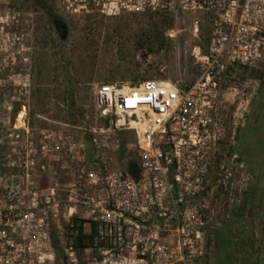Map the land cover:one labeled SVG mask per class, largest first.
<instances>
[{
	"label": "rangeland",
	"instance_id": "rangeland-1",
	"mask_svg": "<svg viewBox=\"0 0 264 264\" xmlns=\"http://www.w3.org/2000/svg\"><path fill=\"white\" fill-rule=\"evenodd\" d=\"M45 1L59 17L62 35L34 0H0V206L11 200L34 211L40 256L46 264H69L65 249L73 245L75 227L89 230L84 220L67 223L76 199L92 192L97 174L123 172L129 161L138 162L134 131L115 128L118 116L102 115L96 87L158 78L192 83L200 73L196 54L207 53L211 17L142 10L146 0ZM154 25L159 41L148 39ZM262 63L264 55L248 80L229 83L211 113L210 235L200 264H218L217 257L222 264H264V116L249 125ZM242 223L252 226L255 239ZM75 250L84 264L86 252Z\"/></svg>",
	"mask_w": 264,
	"mask_h": 264
},
{
	"label": "built area",
	"instance_id": "built-area-1",
	"mask_svg": "<svg viewBox=\"0 0 264 264\" xmlns=\"http://www.w3.org/2000/svg\"><path fill=\"white\" fill-rule=\"evenodd\" d=\"M146 7L207 13V53L196 54L200 73L190 84L158 78L96 87L102 115L118 116L114 127L136 135L138 176L105 170L70 208L67 223L84 220V231H93L84 264H200L210 235L211 113L223 89L248 80L264 55V0H146ZM35 220L11 200L0 206V264H46L32 235ZM65 251L69 264H79L72 243Z\"/></svg>",
	"mask_w": 264,
	"mask_h": 264
},
{
	"label": "trees",
	"instance_id": "trees-1",
	"mask_svg": "<svg viewBox=\"0 0 264 264\" xmlns=\"http://www.w3.org/2000/svg\"><path fill=\"white\" fill-rule=\"evenodd\" d=\"M35 6L40 9L41 11H43L44 13H46L50 19H52L56 25V28L58 30V32L60 33V35L63 34V26L61 24V21L59 20V17L53 12L52 8L46 3L45 0H34ZM166 20V19H164ZM171 25V22L169 23H165L163 26H166V28H169V26ZM154 28H158V25H154ZM159 37H161V31L156 29V32L152 35V36H148L149 40H158L159 41ZM160 43H162V41L160 40ZM119 153L122 155L124 152V140L122 138V133L119 132ZM128 171L133 175V177H137L138 176V167L136 165V162L134 160H131L128 162ZM77 233L74 236V241H73V246L78 248L80 251L89 246V244H91V238L93 236L92 232L91 233H86L83 229L82 224H79L75 227ZM53 243H55V240L53 239ZM219 243L220 240H216L215 239V244H217V250L219 249ZM218 252V251H217ZM217 254V253H216ZM218 255V254H217ZM217 261L218 264H222V261L219 257H217ZM248 264V263H247Z\"/></svg>",
	"mask_w": 264,
	"mask_h": 264
},
{
	"label": "crops",
	"instance_id": "crops-1",
	"mask_svg": "<svg viewBox=\"0 0 264 264\" xmlns=\"http://www.w3.org/2000/svg\"><path fill=\"white\" fill-rule=\"evenodd\" d=\"M262 66L264 67V63H262ZM262 88H264V78L259 87V95L253 97L251 104H250L252 108L251 110L252 114L254 115H251L253 119L249 120V125L259 123L262 116H264L263 114L264 113V93L262 95L260 94Z\"/></svg>",
	"mask_w": 264,
	"mask_h": 264
},
{
	"label": "flooded vegetation",
	"instance_id": "flooded-vegetation-1",
	"mask_svg": "<svg viewBox=\"0 0 264 264\" xmlns=\"http://www.w3.org/2000/svg\"><path fill=\"white\" fill-rule=\"evenodd\" d=\"M243 206H241V208H242ZM243 224V227L245 228H243L244 230V232H246L247 234H248V236H252V239H255L254 237H255V232H254V230H253V228H252V226H250V227H247V225H245V223H242ZM251 242H252V240H251ZM253 242H254V240H253ZM256 242V241H255ZM245 261V260H244ZM247 264V263H246ZM248 264H252V263H248Z\"/></svg>",
	"mask_w": 264,
	"mask_h": 264
}]
</instances>
